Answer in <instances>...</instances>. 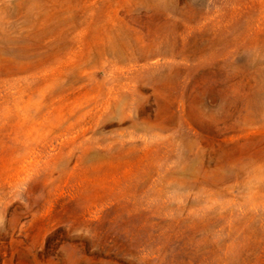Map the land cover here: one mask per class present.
Returning <instances> with one entry per match:
<instances>
[{"label":"rangeland","instance_id":"obj_1","mask_svg":"<svg viewBox=\"0 0 264 264\" xmlns=\"http://www.w3.org/2000/svg\"><path fill=\"white\" fill-rule=\"evenodd\" d=\"M0 264H264V0H0Z\"/></svg>","mask_w":264,"mask_h":264}]
</instances>
